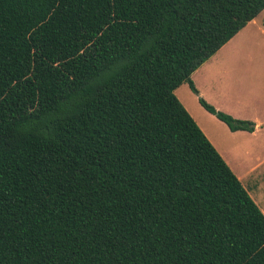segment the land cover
I'll list each match as a JSON object with an SVG mask.
<instances>
[{"label":"trees","instance_id":"trees-1","mask_svg":"<svg viewBox=\"0 0 264 264\" xmlns=\"http://www.w3.org/2000/svg\"><path fill=\"white\" fill-rule=\"evenodd\" d=\"M263 11L0 0V264H264V212L176 96Z\"/></svg>","mask_w":264,"mask_h":264},{"label":"rangeland","instance_id":"rangeland-1","mask_svg":"<svg viewBox=\"0 0 264 264\" xmlns=\"http://www.w3.org/2000/svg\"><path fill=\"white\" fill-rule=\"evenodd\" d=\"M220 58H224V62L233 59L231 63L240 71L239 75H235L236 80L234 77L229 79L228 101L224 98L225 102H221L222 107L239 117L218 109L204 96L194 93L188 83L176 90V96L264 211V126L253 133L233 132L227 124L208 112L199 101L200 97H203L219 111L236 119L248 120L255 124L258 121L264 122V11L256 18L255 23H249L247 28L229 43ZM195 77L196 80L203 79L199 75ZM206 95L211 99L209 93ZM237 95H240L238 99L245 103L241 109H238L234 102V96L237 98ZM251 99L258 101L257 107H247V102L251 103ZM214 102L217 103V100Z\"/></svg>","mask_w":264,"mask_h":264},{"label":"crops","instance_id":"crops-1","mask_svg":"<svg viewBox=\"0 0 264 264\" xmlns=\"http://www.w3.org/2000/svg\"><path fill=\"white\" fill-rule=\"evenodd\" d=\"M255 21H256V19L253 20L252 22H250V24L255 23ZM246 28H244V29H246ZM229 43L226 44L209 61H207L204 65H202L192 76H193V79L195 81L194 83H196L195 85L200 92V95L204 96V98H206L208 100V102L215 105L218 109H221L223 111H226L227 113L238 116L232 111H227L224 107H222V104H221V102H225V100H223L224 98H226L227 101L229 99V93H228L229 83H230L229 79L232 80L234 77L236 80L235 75H239V73H240L238 68L232 64L233 59L231 61H229L230 59H228L227 62H224L223 61L224 58H220L223 55V53L225 52V49H227ZM198 75H199V77H201L203 79H201V80L197 79L196 80L195 76H198ZM244 82L246 83L247 81L244 79ZM226 84H228V86H226ZM208 93L210 94L211 99L206 95ZM238 96L240 98V95H237V98H235V96H234V102H235V105H237V108L241 109L245 103H244V101L239 100ZM255 98L257 99V95L255 96ZM215 99L217 100V103L214 102ZM257 103H258L257 100L252 101V99H251V103L247 102V107L248 106L249 107H257ZM263 126H264V122L258 121L256 123V130L259 127H263Z\"/></svg>","mask_w":264,"mask_h":264}]
</instances>
